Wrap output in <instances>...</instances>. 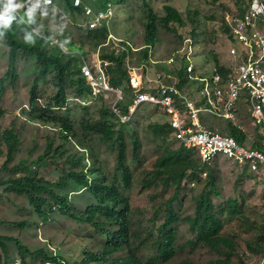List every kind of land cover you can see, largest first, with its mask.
I'll list each match as a JSON object with an SVG mask.
<instances>
[{"label": "rangeland", "instance_id": "rangeland-1", "mask_svg": "<svg viewBox=\"0 0 264 264\" xmlns=\"http://www.w3.org/2000/svg\"><path fill=\"white\" fill-rule=\"evenodd\" d=\"M26 1L28 0H15V3L20 5L16 11L21 14L26 13L35 22V30L42 36L57 39L67 48L71 43L79 44L80 41L86 40L88 31L84 27L83 16L71 12L65 0H56L55 5L49 8L43 7L34 0ZM148 1L161 18L166 15L164 9L166 5L175 7L188 23L186 28H181L186 31H190L195 26L194 20L198 17L203 24L198 28L209 30L207 33L208 51L214 53L225 65L234 63V60L228 57L227 41L218 34L217 30L224 12L248 0H225L226 10L213 7L208 0ZM0 2L4 4L5 0H0ZM114 6L116 15L110 23L114 37L131 41L136 47L142 46L151 11L147 3L143 0H128L125 6L119 2H114ZM205 18L213 19L207 22V27L203 20ZM159 37L158 45L161 52L157 50L155 56L166 58L180 43V39L177 33L164 27L162 23ZM112 41L107 49H111L114 45ZM98 50L102 51L100 48L93 49L86 59H91ZM8 52L6 40L0 37V77L6 73L8 68ZM134 57L135 55L132 56ZM196 65L200 68L204 67V58H197ZM18 71L17 80L15 82L8 80L6 83L3 106L7 110V115L2 122V128L14 127L20 132L22 141L12 162L6 164L7 156L0 157V180L27 174L23 166L29 165L36 169L39 178L44 180L41 182L42 185L69 198L72 209L86 212L88 208L98 204L95 198L84 186L74 181L62 182V179H69L68 172L71 170L96 171L99 173L96 176L98 181L119 186L123 193L131 199L134 206L132 219L134 247L147 261L152 257H157L160 250L159 241L162 237L161 226L166 217V204L174 192L165 189L158 181L150 182L154 165L164 150L150 130L151 125L154 124L152 112L147 111L140 114L131 126L127 127L113 117V99L102 97L89 105H83L79 101L80 98L76 97L75 89L69 90L67 109L57 108L55 107L57 89L53 74L40 81L38 102L31 107V89L39 74L37 60L21 58ZM101 119L112 121L114 128L118 131L114 139L107 140L104 134L84 128L87 120ZM216 121L221 126L226 124L222 120ZM62 123L73 127V132L67 139L64 138L65 135H62L60 126ZM120 136H124L129 145L128 163L135 176L133 189L126 187L123 173L118 170L117 138ZM137 140H140L143 145L138 158L135 154ZM178 147V143L171 142L170 148ZM83 150L87 152H82ZM56 151H58L57 154H55ZM83 153L86 157L84 163L69 164L72 158L83 156ZM211 171L216 180L218 193L214 196V203L217 206H222L230 200L238 203L239 214L235 217L225 215V225L222 231V236L235 241L237 252L232 259L236 260L238 256L244 264H264V239L258 240V236H264V182L244 173L241 166L224 159L209 169V173ZM195 180L198 182V187L193 188L191 180H187V183L182 186L178 200L169 207L178 214L181 221L174 226L177 233L175 244L177 256L167 264H214L220 257L218 253L197 243L196 235L187 221L188 218L195 217L198 200L209 191L208 180H200V178ZM5 187H0V236L20 239L32 250L44 249L51 252L50 256L58 253L76 264H83L85 252L103 250L104 242L107 240L106 236L92 226L73 221L61 214H58V217L54 216L58 220L53 222V225L52 223L44 224V221L37 217V222L29 225L28 228L32 226L31 229H21L15 223L32 219L34 209L30 207L28 198L6 192ZM33 224L37 225L38 229L33 227ZM35 228L41 234L44 233L43 231L46 232V235H38V238L49 241L56 252L48 248V243L36 240ZM60 229L61 236L58 232ZM248 241L253 244L257 243L262 250L257 252L248 250ZM7 243L8 263L21 264L16 240H7ZM27 257L33 262L42 260V256H38L37 260L31 255Z\"/></svg>", "mask_w": 264, "mask_h": 264}, {"label": "trees", "instance_id": "trees-1", "mask_svg": "<svg viewBox=\"0 0 264 264\" xmlns=\"http://www.w3.org/2000/svg\"><path fill=\"white\" fill-rule=\"evenodd\" d=\"M65 1L71 12L82 15V10L74 5V0ZM143 1L147 3L151 11L147 23L144 44L139 47H136L131 41H126V39H121L122 42L110 40L109 36L112 32L110 25H104L95 29L85 27L88 31L86 40L80 41L79 44L71 43L68 48L73 51L71 54H65L62 49L50 44L49 41L54 40L52 37L42 36L35 30V22L26 13L21 14L23 16L22 19L16 12L13 13L15 18L11 25L7 29L0 28V33H3L0 37L6 40L9 50L8 68L6 73L0 77V157L4 155L7 156L6 164L14 160L16 151L22 141L20 132L14 127L2 128V122L7 115V110L3 106L6 95V83L8 80L12 82L17 80L19 75L18 63L21 58L27 60L36 59L39 65V74L35 78L31 89L30 106L34 107L36 102H38V85L40 81L48 75L53 74L55 87L57 89L55 107L67 109L69 90L75 89L77 98L90 97V82L87 78L83 77L81 67L84 60H87V56L93 49L100 48L102 50L100 52V58L103 61L109 62V65L105 67L109 81H111L113 86L122 88L126 94L125 99L120 102V111L122 114L130 112L131 104L135 100V91L131 83L129 63H133L134 61L136 62L133 64L149 63L152 60L150 54L151 50H155V52L159 50L161 52V48L158 45L160 42L159 33L161 23L164 27L178 34L180 43L187 37L193 38L200 47L199 57L204 58V60L216 66L221 75L226 77L232 73V70L229 69V65L221 63L220 59L214 53L208 51L209 40L207 38V33L209 30L208 28H198V26L203 25L198 17L194 20L195 26H193L190 31H186L181 28H186L188 23L175 7L166 5L164 7L166 15L161 18L148 0ZM208 1L213 7L227 9L224 4L225 0ZM83 2L99 9L105 7L108 2H119L125 6L128 0H83ZM251 2L252 0L242 2L241 5L238 4L237 7L223 13L222 22L217 32L226 41L232 39V37L225 22V15L231 13L243 16L250 8ZM40 5L42 4L40 3ZM2 8L3 4L0 2V10H2ZM203 20L206 22V27L208 24L207 22L213 21L212 18H205ZM111 41L114 42V45L111 46V49H107ZM116 43H118L119 46ZM140 48L143 49L136 51V49ZM133 55H135L134 58H132ZM183 82L184 80H181L182 86ZM147 111L152 112L151 115L154 119V124L150 127L151 133L153 137L161 143L164 149L154 165L150 182L158 181L165 189L174 192L173 196H171L166 204V217L161 226L162 237L159 241L160 250L157 257H152L147 261L134 247L132 221L134 206L131 199L123 193L119 186L98 181L96 176H98L99 173L92 170H71L68 172L70 178L62 179V182L74 181L80 186H84L95 198L98 204L96 206H91L86 212H78L72 209L69 198L63 196L54 189L42 185L41 182L44 180L39 178L38 172L35 171L36 169H33L29 165L23 166L27 174L12 176L7 180H0V187L6 186V192L28 198L30 207L34 209V216L31 217L32 219L17 221L15 224L24 230L31 229L32 226L28 228L29 225H32L37 217H39L44 221V224L48 225V223H52L53 225V222L58 220V214H61L73 221L92 226L107 238L104 242L103 250L85 252L83 264H167L177 256V249L175 247L177 233L174 230V226L181 221L178 214L169 209V207L178 200V195L182 186L187 183V180H191V183L196 182V178L203 180L200 174L207 171L208 178L205 181L208 180L209 191L204 193L198 200L195 217L188 218V224L196 235L197 243L204 245L220 255L214 264H244V261L238 256L236 260L232 259L237 252L235 241L222 236L225 225L224 217L227 214L231 217L237 216L239 214L238 203L232 200L222 206H217L214 203V196L218 195V193L213 172L211 171L209 173V169L213 166L204 165L195 150L187 149L176 139V133L170 125V119L162 114L159 108H155L151 105L140 107L139 112L131 123H124L113 109L112 114L119 123L129 127L140 114ZM60 126L62 135H65L64 138L67 139L69 134L73 132V127L65 123H62ZM84 128L104 134V138L107 140L114 139L118 134L112 121L109 119L96 121L87 120V122L84 123ZM223 128H225L224 132L234 136L240 143L244 142L245 138L241 132L227 127ZM117 142L119 145L118 170L123 173V181L126 187L128 189H133L135 186V176L133 169L128 163V142L124 136L118 137ZM171 142L178 143L179 147L170 148ZM50 146L51 143L49 144V147ZM256 147H260V145L258 144L255 148ZM142 148L143 145L141 141L137 140L135 143V154L137 158ZM84 150L82 152H87ZM57 153L58 151L55 152V154ZM85 158V153H83V156L72 158L69 164L84 163ZM244 173L250 174L255 178V176L247 170H244ZM196 183V187H198V182ZM57 211L59 212L56 213ZM52 213L55 214L52 215ZM33 227L38 229V226L35 224H33ZM36 228L34 229L37 235L36 240H39L41 243H48V248L56 252L49 241H43V239L41 240L38 238V235H46V232L43 231L44 233L41 234ZM48 229L50 230V228H47V230ZM60 231L61 229L58 230L59 235ZM263 239L264 236H258V240ZM7 240H16L21 264H76L60 256L58 253L55 256H50L51 252L44 249L32 250L31 247L22 240L7 236H0V264H9ZM247 249L254 252L262 250L260 245L257 243L253 244L251 241L247 242ZM27 255H31L33 258L35 257L36 260L38 256H42V260L40 262H33L28 259Z\"/></svg>", "mask_w": 264, "mask_h": 264}, {"label": "built area", "instance_id": "built-area-1", "mask_svg": "<svg viewBox=\"0 0 264 264\" xmlns=\"http://www.w3.org/2000/svg\"><path fill=\"white\" fill-rule=\"evenodd\" d=\"M35 1L46 8L55 5V0ZM74 5L82 10L84 27L91 29L109 26L116 15L113 2L99 9L83 0H74ZM225 22L232 37L227 40L228 57L234 60L229 65L230 75H221L206 60L204 67H198L200 47L193 38H185L166 58H157L151 50V62L129 63L135 100L127 114L120 111L125 91L109 81L105 70L109 62L100 58V50L91 60H84L82 75L90 82L91 99H113L112 109L124 123H131L142 106L159 108L170 119L176 139L195 150L204 165L214 166L224 159L264 182V0H252L243 16L226 14ZM109 39L122 42L112 32ZM49 42L71 54L61 42ZM81 102L89 104L88 100ZM216 120L226 124L218 125ZM223 127L241 132L244 142L224 132ZM200 177L206 180L208 172ZM191 186L195 188L197 183Z\"/></svg>", "mask_w": 264, "mask_h": 264}, {"label": "clouds", "instance_id": "clouds-1", "mask_svg": "<svg viewBox=\"0 0 264 264\" xmlns=\"http://www.w3.org/2000/svg\"><path fill=\"white\" fill-rule=\"evenodd\" d=\"M19 7H20V5L16 4L15 3V0H5V2L3 4V8H2V10H0V28L7 29L11 25L13 19L15 18L14 15H13V13H15V12L21 18H23V16L21 15V13H19L18 11H16ZM2 35H3V33H0V36H2ZM101 98L102 97L98 98L97 100H99ZM83 100H88L89 101V104H91L93 101H96L94 99H91V95L88 98H80L79 101L81 102ZM83 105H85V104H83Z\"/></svg>", "mask_w": 264, "mask_h": 264}]
</instances>
